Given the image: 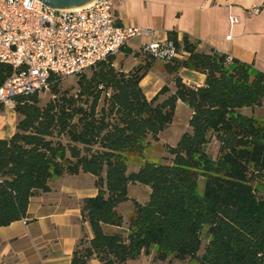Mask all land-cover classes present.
<instances>
[{
    "label": "trees",
    "instance_id": "1",
    "mask_svg": "<svg viewBox=\"0 0 264 264\" xmlns=\"http://www.w3.org/2000/svg\"><path fill=\"white\" fill-rule=\"evenodd\" d=\"M168 38L185 53L164 62L174 85L151 99L141 81L157 58L142 50L136 55L144 61L129 71L114 65L113 54L79 73L76 91L52 75L45 103L40 91L14 97L16 132L0 139V226L26 217L31 198L49 191L51 179L91 173L98 193L82 200L81 211L93 236L79 239L73 264L92 257L126 264L153 247L159 260L264 264V196L253 185L264 178V118L240 111L264 105V71L215 48L202 51L188 33L179 39L171 30ZM183 68L206 74L205 83H186ZM14 72L0 62V86ZM179 100L192 110L190 130L166 145L165 162L129 171L126 153L143 156L173 122ZM135 183L150 194L146 202L133 199L127 235L106 231L105 224L123 225L119 205Z\"/></svg>",
    "mask_w": 264,
    "mask_h": 264
},
{
    "label": "crops",
    "instance_id": "2",
    "mask_svg": "<svg viewBox=\"0 0 264 264\" xmlns=\"http://www.w3.org/2000/svg\"><path fill=\"white\" fill-rule=\"evenodd\" d=\"M253 6H261V11L249 12ZM113 10L121 25L153 28L159 39L168 38L171 30L178 32L179 39L188 33L198 42L200 50L215 48L264 71V0H113ZM147 40L148 37L133 38L115 54L114 65L129 71L143 62L145 56L136 53ZM180 75L188 84L202 85L206 81V74L194 69L183 68ZM166 84L174 85L172 75L165 63L157 59L141 86L151 99ZM182 102L178 101L177 108ZM16 129L17 113L7 106L0 111V139L10 138ZM95 179L91 173L64 174L51 179L49 191L31 198L26 217L0 226V264H73L79 239L84 234L88 238L93 236L81 207L85 197L97 195ZM122 214V226L105 224L104 229L127 235L132 211L128 212V220ZM203 251L201 247L200 253ZM155 254L153 247L126 264H197L172 256L159 260ZM87 264L102 263L92 257Z\"/></svg>",
    "mask_w": 264,
    "mask_h": 264
},
{
    "label": "built area",
    "instance_id": "3",
    "mask_svg": "<svg viewBox=\"0 0 264 264\" xmlns=\"http://www.w3.org/2000/svg\"><path fill=\"white\" fill-rule=\"evenodd\" d=\"M0 0V62L15 70L0 86V102L14 108V97L49 90L51 76H76L100 60L117 54L135 37L144 52L163 62L185 52L153 28L121 25L113 0H98L69 11L40 0ZM261 6L249 12L259 13Z\"/></svg>",
    "mask_w": 264,
    "mask_h": 264
},
{
    "label": "rangeland",
    "instance_id": "4",
    "mask_svg": "<svg viewBox=\"0 0 264 264\" xmlns=\"http://www.w3.org/2000/svg\"><path fill=\"white\" fill-rule=\"evenodd\" d=\"M77 76H67L63 77L61 80V87L63 89H70L72 91H76L77 89ZM51 97L50 89L43 91L41 93L42 103H45ZM162 98V97H161ZM190 107L186 103H180L173 122L160 133V140H152L149 146H147L144 155L140 156L136 153H126L129 171L138 170L140 166L145 161L155 162V163H163L165 162V156L168 155V151L166 150V145H176L179 141L183 132L190 130L189 126V118H190ZM240 111L244 114L255 115L258 118H264V105L257 106L252 108L250 106H244L240 109ZM218 142L215 141L214 138H211L209 144V150L213 156H216L218 152ZM253 185L255 186L257 193L259 195L264 196V178L254 180ZM204 190V180H200L199 183V192L202 193ZM150 187L142 184L135 183L129 185V196L130 199L121 203L119 205V210L125 214V218L128 220V212L133 211L134 202L133 199H137L140 202H146L149 198ZM205 239V235H204ZM206 245L205 240L202 244V250Z\"/></svg>",
    "mask_w": 264,
    "mask_h": 264
},
{
    "label": "water",
    "instance_id": "5",
    "mask_svg": "<svg viewBox=\"0 0 264 264\" xmlns=\"http://www.w3.org/2000/svg\"><path fill=\"white\" fill-rule=\"evenodd\" d=\"M40 1H42L47 6H50L55 9L74 11L89 7L98 0H40ZM31 2L32 0H29L27 5L30 6Z\"/></svg>",
    "mask_w": 264,
    "mask_h": 264
}]
</instances>
